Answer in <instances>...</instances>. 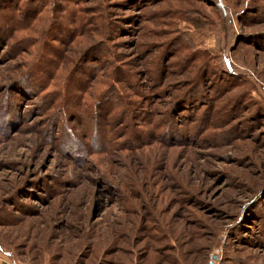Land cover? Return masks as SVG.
Wrapping results in <instances>:
<instances>
[{"label": "rangeland", "instance_id": "obj_1", "mask_svg": "<svg viewBox=\"0 0 264 264\" xmlns=\"http://www.w3.org/2000/svg\"><path fill=\"white\" fill-rule=\"evenodd\" d=\"M0 264H264V0H0Z\"/></svg>", "mask_w": 264, "mask_h": 264}]
</instances>
